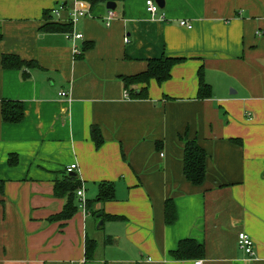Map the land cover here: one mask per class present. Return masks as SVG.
Masks as SVG:
<instances>
[{"label": "crops", "instance_id": "1", "mask_svg": "<svg viewBox=\"0 0 264 264\" xmlns=\"http://www.w3.org/2000/svg\"><path fill=\"white\" fill-rule=\"evenodd\" d=\"M108 1L116 17L106 25ZM58 4L90 14L75 25L83 35L76 55L64 32L40 29ZM159 12L163 20L151 19L145 0H0V56L37 63H0V102L24 105L20 122L0 116V264H264V0H164ZM162 54L184 61L161 84L150 79L145 98L134 97L145 85L126 88L120 76ZM201 66L211 88L205 99L196 97ZM180 136L206 152L200 185L183 175ZM72 163L91 209L48 221L65 203L53 184ZM104 182L114 184V199L96 201ZM240 231L253 240L252 261L237 247ZM86 237L97 244L87 262ZM186 238L203 245V258L170 256Z\"/></svg>", "mask_w": 264, "mask_h": 264}, {"label": "trees", "instance_id": "2", "mask_svg": "<svg viewBox=\"0 0 264 264\" xmlns=\"http://www.w3.org/2000/svg\"><path fill=\"white\" fill-rule=\"evenodd\" d=\"M97 0H91L95 2ZM45 17L48 19L49 11L44 12ZM50 18V17H49ZM45 32H68L71 26L66 23L50 22L47 21L40 28ZM2 39V33L0 30V40ZM89 45L84 46V50ZM184 61L183 57H170L162 54L159 57H153L147 59L146 68L132 75L120 76L124 86L127 88L130 85L143 84V88L138 93L134 94V97L145 98L147 96L146 85L150 79H154L158 84L168 80L171 74V68L174 64ZM0 63L3 69H18L23 70L24 68H33L37 66V63L33 60H23L16 54H1ZM24 72V71H23ZM23 77L28 76L27 72H24ZM198 88L197 98L205 99L211 96L210 85L204 81L203 68H198ZM0 116L2 122L6 123H17L20 122L24 117V105L20 100L2 99L0 102ZM90 137L93 140L96 147L102 144V136L100 130L96 126H91ZM183 141V175L185 179L191 182L193 185H200L205 179V162L206 152L198 144L195 139H189L185 136H180ZM16 158L10 156L8 162L13 164ZM0 183V192H2ZM80 187V181L77 174L68 173L63 176L61 180H55L53 184V194L55 196L65 197V203L63 208L57 214L51 215L47 218L48 221L58 220L64 221L72 217L78 209L75 203V191ZM114 184L112 182H104L98 185V193L95 198L96 201H106L114 199ZM91 209V201H86V211ZM98 211L93 212L96 215ZM105 214L101 213V218ZM108 219H118V216L108 215ZM176 219V212L174 204L170 198L164 201V222L171 224ZM96 241L92 238H85L84 242V259L85 262L91 261L94 256L96 249ZM170 256L175 260L185 259H199L204 257V247L202 244L196 242L194 239L186 238L178 242L177 247L169 252Z\"/></svg>", "mask_w": 264, "mask_h": 264}, {"label": "built area", "instance_id": "3", "mask_svg": "<svg viewBox=\"0 0 264 264\" xmlns=\"http://www.w3.org/2000/svg\"><path fill=\"white\" fill-rule=\"evenodd\" d=\"M145 7L147 13L150 15L151 19H164V15L159 12V6L154 0H145ZM64 12L66 16L64 17ZM51 20L59 23H66L71 26L70 31L65 32L68 40L71 41V48L74 55L80 53L76 45V40H81L83 35L81 32L75 30V25L81 17L90 16L89 12L83 8L72 6L66 10V6L63 4H58L50 9ZM116 17V12L113 9H108L105 16L103 17L105 24L109 25L110 21ZM180 26L186 28H191V23L186 20L179 21ZM127 38L124 37V42H127ZM58 95L61 97L67 96L66 91L58 92ZM124 98H129V94L126 90L123 93ZM77 164L72 163L66 166L65 171L67 173L77 171ZM76 195L78 196L77 207L82 212H86V199L84 198L83 188L80 187L76 190ZM237 247L245 254L244 260L252 261L254 260V243L252 238L244 231H240L237 235ZM197 264H201L200 260L196 261Z\"/></svg>", "mask_w": 264, "mask_h": 264}, {"label": "water", "instance_id": "4", "mask_svg": "<svg viewBox=\"0 0 264 264\" xmlns=\"http://www.w3.org/2000/svg\"><path fill=\"white\" fill-rule=\"evenodd\" d=\"M154 1L159 6V8H162L164 6V0H154ZM106 7L108 9H114L115 8L114 2L108 1L107 4H106ZM74 174H76V173H74ZM100 215H101V212H98L96 214L97 217H99ZM98 224L101 225L102 224V220H99V223Z\"/></svg>", "mask_w": 264, "mask_h": 264}, {"label": "rangeland", "instance_id": "5", "mask_svg": "<svg viewBox=\"0 0 264 264\" xmlns=\"http://www.w3.org/2000/svg\"><path fill=\"white\" fill-rule=\"evenodd\" d=\"M99 223V221L97 222V224Z\"/></svg>", "mask_w": 264, "mask_h": 264}]
</instances>
